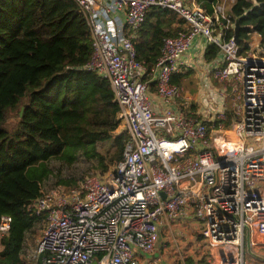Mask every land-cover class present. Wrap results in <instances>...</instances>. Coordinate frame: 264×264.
<instances>
[{
  "label": "built area",
  "instance_id": "2783aa9c",
  "mask_svg": "<svg viewBox=\"0 0 264 264\" xmlns=\"http://www.w3.org/2000/svg\"><path fill=\"white\" fill-rule=\"evenodd\" d=\"M73 1L92 40L81 69L108 80L127 137L122 158L103 180L91 175L77 187L40 186L28 210L43 226L30 251L25 238L23 264H155L142 257L155 250L160 225L187 219L199 225L206 264H246L245 240L264 246V56L239 53L230 34L236 0H215L210 14L188 0ZM153 6L176 13L182 28L163 38L149 69L137 59L133 39ZM197 36L219 49L212 78L222 87L206 83L201 112L212 118L191 108L189 94L171 82ZM147 75L161 110L149 97ZM229 80L234 114L225 127L215 121L226 118ZM10 223L1 216L0 235ZM185 260L180 250L177 263Z\"/></svg>",
  "mask_w": 264,
  "mask_h": 264
},
{
  "label": "trees",
  "instance_id": "16d2710c",
  "mask_svg": "<svg viewBox=\"0 0 264 264\" xmlns=\"http://www.w3.org/2000/svg\"><path fill=\"white\" fill-rule=\"evenodd\" d=\"M195 2L210 14L215 0ZM230 13L234 21L239 19L241 55L250 50L252 33L264 46V0H236ZM181 22L173 11L151 7L133 39L137 59L149 69L155 65L163 38L175 35V23ZM218 52L209 44L204 60H214ZM91 53L89 27L73 0H0V218L11 217L8 232L0 235V264H23L26 234L40 219L28 205L51 175L49 161L71 165L80 154L86 160L97 159L106 171V160L116 164L122 158L127 136L112 135L120 122L110 84L81 69ZM190 74H173L171 82L182 84ZM20 107L15 126H4L10 112L20 113ZM225 115L215 124L229 127L232 113ZM110 141L115 151L109 157L101 155L99 146Z\"/></svg>",
  "mask_w": 264,
  "mask_h": 264
},
{
  "label": "rangeland",
  "instance_id": "374dc122",
  "mask_svg": "<svg viewBox=\"0 0 264 264\" xmlns=\"http://www.w3.org/2000/svg\"><path fill=\"white\" fill-rule=\"evenodd\" d=\"M260 41V40H259ZM254 43L251 44L250 41V47L253 46ZM260 46V44H259ZM251 57H262L264 56V46L263 47H254L253 50L248 52ZM211 82L213 83L216 88H221L222 85L215 81L213 78H211ZM234 81H227L225 85V91H226V103L224 106V112L227 111L234 114V107H233V99L235 98L234 94ZM196 92L195 89H193L192 92L189 93L190 98H192V95ZM191 101V100H190ZM193 101V100H192ZM197 107L199 106L196 103ZM196 107V108H197ZM22 107H20L19 110H21ZM20 113H18V109H15L14 111L10 112L9 118L7 120V123L4 125L7 128H13L15 124L17 123V116ZM212 118V115H208V118ZM206 119V118H205ZM124 132L126 134L124 124L119 123L117 129L112 133L113 136H116L120 133ZM98 151L101 155L109 157L114 151L115 148L112 145V142H107L101 146H99ZM115 164H109L106 160V166L107 170L103 171L102 168L99 166L97 159H90L86 160L84 159L80 154L77 155L76 160L71 165H66L58 160H51L48 162V167L51 170V175L48 179H46L44 182L41 183V186L44 187V189H51L54 187H66L63 184H57V182L61 179H75L76 183L75 185H71L73 187H77L81 180L84 177L95 175L98 176L99 179L103 180L106 178L108 174H110L113 166ZM67 186V187H71ZM194 222V221H193ZM193 225V227H192ZM192 225L188 224L183 226H175L168 225L167 229L161 231V236L163 238V243H165L164 247H170V252H173L174 248L172 244L176 245L178 244L180 246L182 257H184L186 263L188 264V261L192 260H202L208 261L209 257L207 254V249L204 248L203 244L200 241L199 237V225L198 223L194 222ZM42 224L37 223L33 228L29 230V232L26 234V247L30 251L34 245L37 243L42 230ZM175 230V232L172 230ZM192 227V228H191ZM254 243V242H253ZM198 245V247L196 246ZM263 251V252H262ZM260 253H264V246L257 245V244H251L248 239L245 240V248H244V259L246 264H258L259 261H264V256H261ZM148 255V253H147ZM159 255V253H156V257ZM149 256V255H148ZM168 257L172 260V264H178V255L177 252L174 254H169ZM193 258V259H192ZM191 264V262H189Z\"/></svg>",
  "mask_w": 264,
  "mask_h": 264
},
{
  "label": "crops",
  "instance_id": "0c3cea01",
  "mask_svg": "<svg viewBox=\"0 0 264 264\" xmlns=\"http://www.w3.org/2000/svg\"><path fill=\"white\" fill-rule=\"evenodd\" d=\"M188 2L190 4H194L196 3L195 0H188ZM230 12V10H229ZM234 25H235V21H234ZM175 27L179 29L182 28V22L181 23H175ZM233 33H234V29H233ZM260 36L257 33H252L250 36V40L251 44H253L252 47H250V50L248 52H250L251 50H253L254 47H263V46H259L260 44ZM208 46L206 40L201 37V36H197L191 43L189 49L181 56V60L183 62V68L182 71L180 73H184L187 71H191L190 76L184 78L182 80V84L181 85L186 93H190L193 91V89L196 90V92L192 95V103H191V108L193 107H197L196 103L199 105L196 109L197 111L200 112V115L202 116H208L209 114H201V112L203 111V108L205 109V106L203 104V99L205 97L208 96L207 93V89L205 87L206 83L211 85L213 88L216 89V86L213 85V83L211 82V78H212V69L215 65H217L220 61H219V56L217 55V57L212 60V61H205L204 60V52L206 47ZM145 80H147L149 83V97L150 99H152L153 104H154V108L156 110H161L162 107H165V105H163V103L161 102V100L157 97V95L155 94V80L153 79V77L150 76H145ZM173 106V105H172ZM206 110V109H205ZM194 222H192L190 219H187V222H181V223H177V226H183V224L185 225H192ZM169 224H162L159 227V238L158 241L156 243L155 246V250L152 253H148L143 255L142 258H144L145 260H149V261H153L155 264H172V260L174 259H170L168 257L169 254H174L175 252H177V255L179 254L180 250L178 251L177 248H175V244H172L173 246V252H170V247H164L165 243H163V238L161 236V231L163 230V228L167 229V226ZM173 227L175 226V223L172 224ZM172 230L175 232V230ZM193 227V225H192ZM191 227V228H192ZM165 229V230H166ZM168 230V229H167ZM156 253H159V255L156 257Z\"/></svg>",
  "mask_w": 264,
  "mask_h": 264
},
{
  "label": "water",
  "instance_id": "95a60500",
  "mask_svg": "<svg viewBox=\"0 0 264 264\" xmlns=\"http://www.w3.org/2000/svg\"><path fill=\"white\" fill-rule=\"evenodd\" d=\"M239 28H240V24H239V19L237 18L235 20L234 33H233V38H234V41L236 43H238V41H239V37H238ZM204 103H206V101H204ZM22 110H23V108H21L20 115H21ZM161 195L164 196L163 193H161Z\"/></svg>",
  "mask_w": 264,
  "mask_h": 264
}]
</instances>
